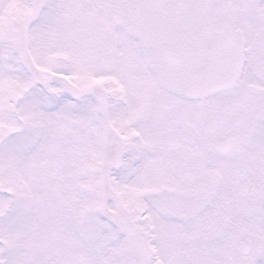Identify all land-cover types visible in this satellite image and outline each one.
Segmentation results:
<instances>
[{
  "label": "snow or ice",
  "instance_id": "snow-or-ice-1",
  "mask_svg": "<svg viewBox=\"0 0 264 264\" xmlns=\"http://www.w3.org/2000/svg\"><path fill=\"white\" fill-rule=\"evenodd\" d=\"M0 264H264V0H0Z\"/></svg>",
  "mask_w": 264,
  "mask_h": 264
}]
</instances>
